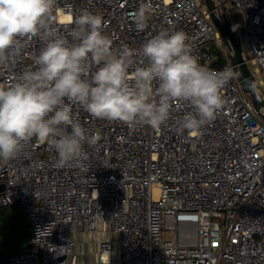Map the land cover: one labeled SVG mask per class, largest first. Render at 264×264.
I'll use <instances>...</instances> for the list:
<instances>
[{
  "label": "built area",
  "instance_id": "1",
  "mask_svg": "<svg viewBox=\"0 0 264 264\" xmlns=\"http://www.w3.org/2000/svg\"><path fill=\"white\" fill-rule=\"evenodd\" d=\"M142 3L150 6L148 26L137 31L134 14ZM227 3L243 22L244 59L264 100V0ZM83 10L103 17L114 49H139L167 29L182 30L209 69L220 52L225 63L211 70L232 72L220 91L225 104L211 123L183 133L176 120L186 109L152 129L94 118L74 104L76 118L100 137L95 148L85 146L82 165L58 167L55 151L38 138L0 160V205H20L32 231L7 264H264V122L242 99L205 6L199 0H57L55 26L69 41L74 15ZM42 46L38 37L28 41L18 60L0 69V84L34 69ZM184 226L193 228L191 240Z\"/></svg>",
  "mask_w": 264,
  "mask_h": 264
},
{
  "label": "clouds",
  "instance_id": "2",
  "mask_svg": "<svg viewBox=\"0 0 264 264\" xmlns=\"http://www.w3.org/2000/svg\"><path fill=\"white\" fill-rule=\"evenodd\" d=\"M57 0H0V69L21 56L28 41L43 46L34 69L0 84V160L16 157L33 139L57 154V166H80L85 146L100 137L76 118L73 105L92 117L159 129L176 120L177 131L197 132L225 104L220 95L230 69L211 70L193 54L182 30L162 29L139 49H114L105 21L87 10L74 15L71 41L55 26ZM150 6L134 14L137 31L148 26Z\"/></svg>",
  "mask_w": 264,
  "mask_h": 264
},
{
  "label": "rangeland",
  "instance_id": "3",
  "mask_svg": "<svg viewBox=\"0 0 264 264\" xmlns=\"http://www.w3.org/2000/svg\"><path fill=\"white\" fill-rule=\"evenodd\" d=\"M204 6V1L199 0ZM224 3L225 14L228 20L233 25L236 37L240 39L243 47V57L248 59V54L244 46V34H243V22L237 10H231L227 3V0L216 1L217 4ZM248 68L253 72V66L248 64ZM240 94L242 99L250 101V98L240 88ZM0 205V264L5 259V256L15 251L21 250L29 243L32 235L31 227L27 226L28 219L23 215V211L20 205L15 204L8 207H2ZM29 223V222H28ZM183 233H187L190 236V240L193 238V228L190 226H184L181 228ZM164 238H174V232H165Z\"/></svg>",
  "mask_w": 264,
  "mask_h": 264
},
{
  "label": "water",
  "instance_id": "4",
  "mask_svg": "<svg viewBox=\"0 0 264 264\" xmlns=\"http://www.w3.org/2000/svg\"><path fill=\"white\" fill-rule=\"evenodd\" d=\"M212 25L217 30L223 46L227 49L228 60L232 67L234 77L241 88L250 98L258 118L264 122V100L257 90V85L252 81V76L243 57L241 41L236 37L233 25L227 19L223 3L220 0H203ZM2 187H0V190Z\"/></svg>",
  "mask_w": 264,
  "mask_h": 264
},
{
  "label": "trees",
  "instance_id": "5",
  "mask_svg": "<svg viewBox=\"0 0 264 264\" xmlns=\"http://www.w3.org/2000/svg\"><path fill=\"white\" fill-rule=\"evenodd\" d=\"M215 57H216V61H214L211 65H210V69H213V68H218L220 66H222L224 63H225V57H223V55H221L220 52L216 51L215 53ZM2 207H8V206H1ZM24 215V213H23ZM27 226H30V224L27 222ZM29 244V243H28ZM27 244V245H28ZM20 251V250H18ZM18 251H15V252H18ZM12 254V253H11ZM11 254H8L5 256V259H3V261L1 262V264H7L8 262V257L11 255Z\"/></svg>",
  "mask_w": 264,
  "mask_h": 264
},
{
  "label": "crops",
  "instance_id": "6",
  "mask_svg": "<svg viewBox=\"0 0 264 264\" xmlns=\"http://www.w3.org/2000/svg\"><path fill=\"white\" fill-rule=\"evenodd\" d=\"M90 248V247H89ZM93 258V257H92ZM88 259H89V257H88ZM91 259V258H90Z\"/></svg>",
  "mask_w": 264,
  "mask_h": 264
}]
</instances>
